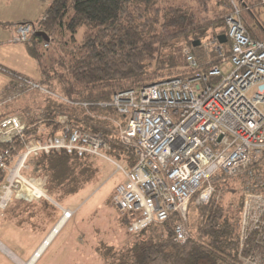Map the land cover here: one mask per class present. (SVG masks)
I'll use <instances>...</instances> for the list:
<instances>
[{
    "label": "trees",
    "instance_id": "16d2710c",
    "mask_svg": "<svg viewBox=\"0 0 264 264\" xmlns=\"http://www.w3.org/2000/svg\"><path fill=\"white\" fill-rule=\"evenodd\" d=\"M181 1L52 0L39 18L29 23L35 27L36 34L31 39L32 46L27 45L29 56L39 64L40 78L34 92L43 87L49 94L32 93V99H27L21 109L14 104L26 96L1 105L0 119L26 110L32 112L28 116L29 123L42 114L47 117L66 116V123L74 129L90 134L101 133L108 146L104 154L121 166L131 168L135 160L115 134L116 123L125 124V117L107 105L111 97L158 81L189 78L221 63L215 52L205 55L197 42L201 43L214 34H226L223 15L231 8L232 0H214L215 6L221 9L211 12L205 7L209 0ZM236 1L242 8L239 16L246 35L251 39L264 40V26L255 10L260 2ZM82 28L85 31L78 40L77 35ZM13 30L12 39L15 28ZM67 35L68 38L65 37ZM45 42L47 46L41 48L39 45ZM50 45L60 52L58 58L46 67L41 60L44 50H49ZM184 47L194 51L198 62L196 70L187 68L181 60ZM223 47L228 55L229 44L225 43ZM216 79L210 78L209 83ZM44 124L45 128L50 126L48 122ZM56 130L60 131L59 126L50 129L45 136ZM35 133V128L27 130L25 138L35 139ZM17 144L6 145V149L20 152L22 149ZM95 157L51 152L33 157L29 162L33 165L34 175L47 178L46 193L61 202L96 181L100 169ZM249 167L248 172L263 170L264 152L260 160ZM244 174L242 171L228 177L219 173L214 182L219 196L215 194L205 206L195 205L194 197L191 199L188 209L194 211L198 224L184 243L174 240L173 227L177 217L172 214L163 225H151L132 233L136 237L122 248L100 242L97 250L103 264H240L235 251ZM229 193L231 198L227 201ZM20 202L11 201L3 213L4 217H0L2 222L15 220L13 223L19 227L27 223L26 219L15 218ZM44 203L47 213L53 211L51 216H47L53 221L58 211L49 202ZM137 218L138 215L130 213L118 214V221L127 232Z\"/></svg>",
    "mask_w": 264,
    "mask_h": 264
},
{
    "label": "built area",
    "instance_id": "2783aa9c",
    "mask_svg": "<svg viewBox=\"0 0 264 264\" xmlns=\"http://www.w3.org/2000/svg\"><path fill=\"white\" fill-rule=\"evenodd\" d=\"M258 1L264 5V0ZM239 15L235 5L224 17L228 55L218 36L204 45V54L208 56L207 49L215 52L220 64L189 78L158 81L111 97L107 105L125 117V124L117 125L116 137L135 164L131 168L115 164L124 180L110 202L121 215L139 216L128 227L130 233L163 225L175 214L174 240L184 243L191 235V199L195 205H207L219 173L232 177L244 171L235 255L240 264H264V169L248 172L264 152V40L249 38ZM14 28L13 42L33 44L35 27L25 22ZM181 55L187 68H198L193 51L183 48ZM210 78L217 79L209 83ZM49 120L62 133L44 143L25 138L28 128L16 117L0 121V170L9 167L8 160L15 163L0 184L5 191L0 215L12 199H48L40 179L34 181L37 187L17 181L18 193L14 191L12 180L23 158L52 151L109 160L103 155L108 146L100 134L74 129L58 116ZM13 142L20 152L6 149ZM72 214L63 212V217Z\"/></svg>",
    "mask_w": 264,
    "mask_h": 264
},
{
    "label": "rangeland",
    "instance_id": "374dc122",
    "mask_svg": "<svg viewBox=\"0 0 264 264\" xmlns=\"http://www.w3.org/2000/svg\"><path fill=\"white\" fill-rule=\"evenodd\" d=\"M188 1L189 0H182L181 2H188ZM205 3H206L205 7L208 12L214 10L218 11V9H221V7L218 8L217 6H215L214 0H209L206 1ZM235 5H237L239 9H242L240 3L238 4L236 0H232V4L230 6L231 8L223 15V22L225 15L231 9H233V6ZM255 10L259 21L264 26V6L261 4L260 5L256 4ZM84 31H85L84 28L80 29L77 35L78 40L82 38L83 36L82 33ZM215 36L217 35L215 34L211 35L209 38L203 40L201 43L198 44L203 53H204L203 50L204 45L212 41L215 38ZM65 37L68 38V35ZM13 43L20 45L26 44L19 40H16ZM39 46L41 48L44 47L43 44L42 45L40 44ZM184 48L188 49V47H184ZM189 49L190 51H193L191 48ZM59 52L60 51L58 48L54 47L53 45H50L49 50L47 51L44 50L41 63L44 66L49 67L52 64L53 60L58 58ZM207 52L209 56L210 49H207ZM180 56H181V60L183 61L182 55ZM13 66L14 69L16 70L28 71V73L32 76L31 77L32 79H37L40 76L39 64L35 60L33 65L29 61L24 63L23 65H21L19 61H17V62H13ZM15 73H12L3 68L0 69V104L3 103L2 101H5L3 104H6L12 101H16L22 96H26L24 97V100L18 101L14 104L15 106L21 109V107L25 106L23 103H25L27 99L29 98L32 99V95H31L32 93L49 94L46 91V89L43 87H40L39 92L38 91L34 92V88L38 86L37 81H34L24 75H19ZM8 81H11L12 84H9ZM53 97L55 99L58 98L56 96ZM6 98L8 100H5ZM61 101H65V100L61 99ZM30 113L32 112L27 110L25 113L15 112L2 117L0 121L4 118L16 117L21 123H24L27 126L28 131H30L32 128L36 129L34 138L36 139V141L40 143L47 142L49 139H53L57 135H59L60 131L56 130L52 132L50 135L45 136L50 129H55V126H58L52 124V122L54 121L50 122L49 119H52L53 117H47L46 114H42L40 115V117H35L34 119H31L33 122L29 123L28 116ZM57 116L60 118H66V116H62V115H57ZM44 122L50 123V126L45 128ZM116 125H118V123H116ZM97 134H100L102 136L101 133H97ZM102 138L104 139L103 136ZM51 152L52 151H50L49 153ZM23 153H25V150L21 152V155ZM41 154L42 153H39L37 156L29 155L20 161L15 171L14 178L12 180L14 184V188H13L14 191H16L15 185L17 181H21L22 183L23 181H26L32 185H35L34 181L37 182L36 179H40L46 185L47 178L45 176L34 175L33 165L31 166L29 162L31 158L38 157ZM43 155H48V153H44ZM103 155L107 157L105 154ZM107 158L109 160L98 156L95 157V160L97 161V164L100 169V172L97 175V179L95 182L87 186L84 190L78 192L77 193L78 195L76 194L73 195L72 197H70L72 199L69 201H67L66 199H63L61 202H57L55 199L51 200L49 204L54 207L55 211H58V215H57L58 221L63 217V212L70 211L72 213L74 212V214H72L73 216L71 215V218H69L68 221L65 223V225L62 227L63 228L62 232H60V234L58 235L57 239L53 242V244L49 248L47 247L46 248L47 250L45 249V252H43L41 258L38 260L36 264H103L104 261L101 259L100 253L96 251L97 250L96 248L98 247V244L100 242L107 243V245L112 244L115 248L119 249L125 246L126 244H128L129 242H131V240H133L136 237L134 236V234L127 232L124 229V227L120 225L118 221L117 210L110 204V199L115 191V188L117 187L118 184L123 182L124 177L122 172L117 171L116 169L115 164H119V163L110 159L109 157ZM12 161L13 160L11 161L8 160L5 162L6 166L9 167H6V170L1 172L2 177L0 178V184L4 182L5 178H7L9 175L7 169L10 170L13 168L15 163L12 165ZM215 194H217V197L219 196L217 191H215ZM4 195H5V191L0 190V202L4 200ZM47 196L48 198H51L50 195L47 194ZM230 198H231V194L229 193L227 195V201ZM12 200L18 201L22 199H12ZM11 201L9 202V204L11 203ZM26 210L29 211L28 208H26ZM4 211L2 213H4ZM50 212L53 213L52 210ZM26 216H30V215H28L27 213ZM188 218H189L190 229L193 232L198 224V217L195 215L193 210H189ZM58 221L56 222L55 225H53L52 230L56 227ZM13 226L15 227L14 224H12L11 226L10 224H4L0 222V242L2 243L3 246L5 245L8 247V249L18 253L20 257L23 259V261H27L32 254V248H33V247L30 248L31 245L28 240L29 235L31 234H27V237L23 236L25 238H22L19 236L18 233L12 230ZM158 230L161 232L162 229L159 228ZM2 233L5 234L7 238H10V240L13 241L14 244L17 243L16 247H14L7 239H5L4 236H2ZM50 235L51 233H49L48 236ZM19 246L22 247L23 252L26 253L25 255L22 256V254L17 250L19 249ZM9 252L12 253L11 251ZM18 257L19 256H17L16 258L19 261H21ZM0 264H18V263H16L13 259H11L5 252H3L0 249Z\"/></svg>",
    "mask_w": 264,
    "mask_h": 264
},
{
    "label": "crops",
    "instance_id": "0c3cea01",
    "mask_svg": "<svg viewBox=\"0 0 264 264\" xmlns=\"http://www.w3.org/2000/svg\"><path fill=\"white\" fill-rule=\"evenodd\" d=\"M51 1L52 0H0V67L1 68L6 69L12 73L16 72L15 74L24 75V76L32 79L31 78L32 76L28 73V71H25V70L19 71V70L14 69L13 62L19 61V63L21 65H23L24 63L29 61L33 65L34 60L32 58H30V56L28 55L27 45H29V44H27V45L26 44L25 45L14 44L11 41L12 36L14 34V30H13L14 27L13 26H15L18 23L35 22V20H37L39 18V16L44 11L45 7ZM247 1H249V0H247ZM242 2L246 3V0H243ZM30 46H32V45H29V47ZM39 78H40V76L37 79H32V80L38 81ZM8 82H9V84H12L11 81H8ZM5 100H8V99L6 98ZM2 102L4 103L5 101H2ZM2 104H0V106ZM31 115H32V113L29 114V116H31ZM41 187H42V191L45 192V194L47 195L46 190H45V184L43 183V181H42ZM76 195H78V194H76ZM72 196H70V197H72ZM69 198H66V200L69 201L72 199V198H70V199ZM52 199L53 198H48V199L40 198L38 200H32L30 202L20 200L21 202L19 203V205L17 207L15 218L17 220L18 219H23V220L26 219L27 223L22 225V227L16 226L13 223L15 220H13L12 222L0 221L4 224H10L11 226H12V224H14L15 227L13 226L12 230H14L16 233H18L19 236L22 238L27 237V234H31V235H29L28 240H29L30 245H31L30 248H32V247L33 248H32V254L28 258L27 261H23V259L20 257V255L18 253L8 249V247L5 245L3 246L2 243L0 242V244L4 248L6 247L9 251L14 253V255L16 257L19 256L18 258L22 262L26 263L32 258L33 253L39 249L41 244L48 237L49 233H51L53 225H55L56 222L58 221L57 217L53 221L50 217L47 218V216L48 215L51 216L52 213L50 211H48V213H47V210H46L47 205H46V203H44V201H47L50 203ZM110 201H111V199H110ZM26 208H28L29 211L26 210ZM26 212L30 216H26V214H27ZM117 213L119 215H121L118 211H117ZM73 214H74V212H73ZM2 216H3V213H2V215H0V217H2ZM28 226H30V227H28ZM62 230H63V228L59 231V233L49 243V245L47 246L48 248L57 239L58 235L60 234V232H62ZM30 232H32V233H30ZM2 236H4V238L7 239L14 247H16L17 243L14 244V242L11 241L10 238H7V236L3 233H2ZM23 236H25V237H23ZM17 250L22 254V256L26 254L25 252H23L21 246H19V249H17ZM96 251L98 252V250H96ZM43 252H45V250ZM43 252H42V254H43ZM42 254L40 255V257L37 259V261L34 264H36L38 262V260L42 256Z\"/></svg>",
    "mask_w": 264,
    "mask_h": 264
},
{
    "label": "bare ground",
    "instance_id": "6f19581e",
    "mask_svg": "<svg viewBox=\"0 0 264 264\" xmlns=\"http://www.w3.org/2000/svg\"><path fill=\"white\" fill-rule=\"evenodd\" d=\"M26 191V190H24ZM27 192V191H26ZM68 221V219L66 217H62L56 227L54 228V230L51 232V235L48 236L45 241L42 243V245L39 247V249L37 251H35L33 253L32 258L28 261V262H21L19 261L14 254L10 253L6 248H4L1 244H0V249L5 252L11 259H13L16 263L18 264H33L37 261L38 257L41 255L42 251H44L46 249V247L49 245V243L53 240V238L59 233V231L61 230V228L65 225V223Z\"/></svg>",
    "mask_w": 264,
    "mask_h": 264
},
{
    "label": "water",
    "instance_id": "95a60500",
    "mask_svg": "<svg viewBox=\"0 0 264 264\" xmlns=\"http://www.w3.org/2000/svg\"><path fill=\"white\" fill-rule=\"evenodd\" d=\"M38 34H42V33L39 32ZM42 36H44L45 40H48L44 34H42ZM218 40H219L220 43L225 44L227 42L226 35H219L218 36ZM198 44L199 43L197 42V45Z\"/></svg>",
    "mask_w": 264,
    "mask_h": 264
},
{
    "label": "clouds",
    "instance_id": "9594fccd",
    "mask_svg": "<svg viewBox=\"0 0 264 264\" xmlns=\"http://www.w3.org/2000/svg\"><path fill=\"white\" fill-rule=\"evenodd\" d=\"M70 218H71V217H70ZM134 236H135V235H134ZM41 245H42V244H41ZM42 252H43V251H42ZM41 254H42V253H41ZM39 257H40V256H39ZM39 257H38V258H39Z\"/></svg>",
    "mask_w": 264,
    "mask_h": 264
}]
</instances>
